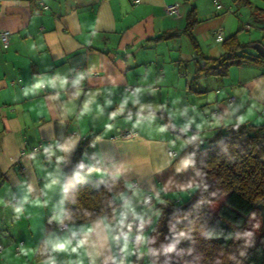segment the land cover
<instances>
[{"label": "crops", "instance_id": "crops-1", "mask_svg": "<svg viewBox=\"0 0 264 264\" xmlns=\"http://www.w3.org/2000/svg\"><path fill=\"white\" fill-rule=\"evenodd\" d=\"M217 1L228 10L216 11L214 0H0V29L9 31L6 47L0 40V264H124L122 235L147 219L145 206L197 192L196 141L264 118V61L200 77L194 90L184 76L183 66L192 71L182 31L191 9L206 56L221 54L233 33L264 44V0ZM170 2L177 15L166 14ZM126 130L134 133L118 135ZM87 138L81 168L70 170ZM107 176L126 188L112 219L59 230L65 189Z\"/></svg>", "mask_w": 264, "mask_h": 264}, {"label": "trees", "instance_id": "trees-1", "mask_svg": "<svg viewBox=\"0 0 264 264\" xmlns=\"http://www.w3.org/2000/svg\"><path fill=\"white\" fill-rule=\"evenodd\" d=\"M195 22L196 12L191 9L182 31L193 46L192 71L189 74L184 66L182 70L193 90L200 77H225L233 65L264 61L252 48L254 41H239L237 33L222 40L221 54L206 56L191 33ZM177 34L174 31L155 39ZM164 122L170 125L169 119L164 118ZM88 140L77 147L70 170L81 168V151L87 147ZM190 158L199 185L194 196L183 202L166 198L154 204L156 219L145 236L142 232L146 219L131 224L134 241L144 238L147 261L150 264H264V218L258 207L264 205V118L259 122L224 125L211 137L196 141ZM125 189L113 176H107L102 184L77 180L65 189L63 221L85 222L100 216L111 220L119 195ZM221 196L223 201L212 210L210 204ZM132 252L136 257L135 245Z\"/></svg>", "mask_w": 264, "mask_h": 264}, {"label": "rangeland", "instance_id": "rangeland-1", "mask_svg": "<svg viewBox=\"0 0 264 264\" xmlns=\"http://www.w3.org/2000/svg\"><path fill=\"white\" fill-rule=\"evenodd\" d=\"M251 51H253V50L251 49ZM193 196H194V194L191 195V197H193ZM223 198H224V196H221L220 198H218L217 200L212 202L209 207L212 210L215 211L219 207L220 203L223 201ZM144 209L145 210L147 209L148 217H147L146 223H145L146 228L142 232L143 236H145L147 230L152 227V224H153V222L156 219V214L153 211L151 205L145 206ZM132 236H130L127 239L123 240V242L125 244L124 250H123L124 251V264H130V263L131 264H140L142 261H144V264H150V263H148V261L146 259V256H145V241H144V238L143 237H139L136 241H134V240H130L132 238ZM134 245L136 246V249H137V252H136L137 263L135 262V260L131 259V252L133 251Z\"/></svg>", "mask_w": 264, "mask_h": 264}, {"label": "built area", "instance_id": "built-area-1", "mask_svg": "<svg viewBox=\"0 0 264 264\" xmlns=\"http://www.w3.org/2000/svg\"><path fill=\"white\" fill-rule=\"evenodd\" d=\"M214 5H215L216 11H227L228 10L227 5H224L223 3H221L217 0H214ZM165 12L168 15H177L179 13V4L177 2L167 3L165 5ZM244 26L246 28H249L250 25L245 24ZM8 34H9L8 30L0 29V40H1L4 47H6L8 44ZM214 36L217 39H221V30L219 28L214 31ZM126 89L130 90V91L132 90V88L129 86H127ZM229 99L231 100L232 97H230ZM133 133L134 132H131L130 130H126L124 132H120L118 135L123 136V137H129ZM36 149H37V147L33 148V150H36ZM173 154H174V151L172 149L168 150L169 156H172ZM132 185H136V184L133 182ZM150 200H151V197L148 194H145L143 197V201L146 203V202H149ZM66 226H67V223L63 221V222L59 223L58 228H59V230H63L64 228H66ZM21 243L22 242H20V244ZM2 248H3V243L0 242V251L2 250Z\"/></svg>", "mask_w": 264, "mask_h": 264}, {"label": "water", "instance_id": "water-1", "mask_svg": "<svg viewBox=\"0 0 264 264\" xmlns=\"http://www.w3.org/2000/svg\"><path fill=\"white\" fill-rule=\"evenodd\" d=\"M252 48L256 51V53H258L260 56L264 57V44L260 43V42H254L252 44ZM258 207L260 208V212L262 215V218H264V205L259 204ZM124 238H128L127 235H123ZM135 235L132 236L131 239H135Z\"/></svg>", "mask_w": 264, "mask_h": 264}]
</instances>
